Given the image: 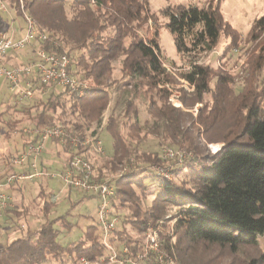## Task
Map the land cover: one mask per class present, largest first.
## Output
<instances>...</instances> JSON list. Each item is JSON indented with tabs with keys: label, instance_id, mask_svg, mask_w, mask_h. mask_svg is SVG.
Returning a JSON list of instances; mask_svg holds the SVG:
<instances>
[{
	"label": "trees",
	"instance_id": "trees-1",
	"mask_svg": "<svg viewBox=\"0 0 264 264\" xmlns=\"http://www.w3.org/2000/svg\"><path fill=\"white\" fill-rule=\"evenodd\" d=\"M5 1L16 9L19 17L24 16L19 0ZM223 2L208 0L203 7L168 6L161 13L166 23L159 26L156 14L151 12L150 0H23L25 12L38 29L62 45L60 49L50 44L41 47L51 52L74 53L70 71L89 85L82 96L49 88V96L38 102L40 107L34 115L32 109L25 111L34 123L32 126H54L47 124L53 121L65 127L70 135L85 140L88 129L101 124L109 107L113 88L119 84L112 80L113 63L123 58L121 80H127L126 86L146 99L155 128L159 132L163 129L164 138L171 144L194 153L182 170L175 171V175L185 176L178 184L148 168L136 169L114 182L113 215L117 217L121 212L124 215L122 227L111 241L118 248L127 246L133 255L143 250L145 235L153 227L159 229L165 248L173 252L179 264H224L227 258L231 260L225 264H237L238 254L245 249H252L256 255L241 264H264V250L260 248V239H264V15L254 21L248 34L247 42L253 43L249 49L252 55L246 64L244 86L235 93L232 85L237 77L225 67L214 70L196 63L200 55L218 49L223 41L227 45L222 60L242 44L240 33L224 17ZM151 20L156 25L153 36H140V31L148 33ZM5 24L0 14V31L5 30L2 28ZM163 28L173 36L177 52L192 62L190 70L179 73L180 78L194 87L191 94L180 91L182 107L170 101L173 92L169 85L177 79L163 66L160 45ZM198 104L203 109L194 117L190 110ZM139 115L137 105L126 101L122 127L128 132L127 137L113 116L108 119L113 167L136 156L131 142L141 139L143 126ZM67 116L74 120L66 119ZM202 138L206 144L224 143V147L211 154ZM62 149L68 155L66 165L74 154L88 150L71 145ZM10 157L1 175L11 170ZM136 159L150 165L161 160L157 154H141ZM148 174L161 177L160 193L151 206L144 207L134 187L149 190L145 184ZM41 187L38 197L46 222L38 231L0 246V264L53 261L81 264L83 258L91 264H110L109 251L100 239L99 224L89 225L78 241L68 244L60 241L62 230L73 229L69 220L72 212L88 196L72 203L64 215L51 219L49 213L56 203ZM171 207L176 212L173 235L161 231L163 225L159 227ZM22 211L9 210L18 217L28 213L27 208ZM212 249L215 253L209 255ZM147 264L155 262L150 259Z\"/></svg>",
	"mask_w": 264,
	"mask_h": 264
},
{
	"label": "rangeland",
	"instance_id": "rangeland-1",
	"mask_svg": "<svg viewBox=\"0 0 264 264\" xmlns=\"http://www.w3.org/2000/svg\"><path fill=\"white\" fill-rule=\"evenodd\" d=\"M207 3L208 0H150V9L151 12L156 14L158 25L162 26L164 23H166V19L161 13L168 6L183 4L203 7ZM67 11L69 15H71L70 4L67 6ZM222 12L225 19L231 23V25H233V27L240 33L242 37L241 46L230 52L227 57L222 60L221 55L225 46L227 45V42L223 41L218 49L200 55L196 60V63L199 65L209 66L214 70L225 67V69H227L232 75L237 77L235 84L232 85V88L235 93H239L244 86L243 78L247 76L246 64L248 62V58L252 55L249 54V49L253 46V43H248L247 37L254 21L264 15V0H224ZM2 18L4 19L5 23L7 22V25L5 24V26L2 27L3 29L13 33L15 36H20L21 34L23 35L22 32H25L26 23L23 17H19L17 15L16 9L10 7L9 12L3 14ZM154 23V20L149 21L148 33L144 32L143 30L139 32V35L142 37L153 36L154 30L156 29V25ZM160 39L162 58L164 61L163 66L166 64L167 66L178 69V72L175 76L170 73L177 79L176 83L169 85V89L173 92L170 101L174 106L182 107V103L179 100V97L182 94L180 91L184 90L187 94H191L194 90L190 87L189 83L183 81V79L180 78L179 73L181 71L190 70L192 62L188 56L180 55L177 52L174 38L167 29L163 28L160 30ZM36 49L37 46L33 45L21 52L14 53L13 59L15 60V64L25 65L28 63L34 57ZM70 54L72 57L74 56V53ZM122 59L123 58H120L113 63L114 73L112 80L119 81V84L113 88L111 101L108 109L102 116L101 124L92 125V127L88 129L85 134L86 139H90L96 134L100 135L104 144V154H97L92 149H88L85 154L94 164L97 175L99 176V172H102V175L99 176V179L102 180H110L115 182L121 176L128 175L130 172L136 169L143 170L147 168L154 174L160 175L158 170L152 169L153 166H157L161 167V169H165L170 174L173 182L178 184L184 179L185 176L184 174L177 176V174L175 175V171L182 170L185 164L194 158V153L186 150L185 148H180L176 144H171L169 140L164 138L162 132L163 129H161L159 132L155 128L154 119L147 112L148 102L146 99L133 93L131 88L126 86L127 80H121ZM224 62H226V66L223 65ZM49 93L50 90L46 88H40L35 91V97L32 100H26L20 104H17L16 93L10 89L9 85L4 79H0V115L3 114V118L0 120V173L5 171V168L8 165L9 157L21 152L27 143L28 139L22 134V128L30 127L34 125V123L26 117L25 111L27 109H32V114L34 115L36 113V108L40 107L38 106V102L46 101ZM128 100L134 102L139 108V120L143 126L141 139L139 141L131 142L133 147L137 150L136 156L141 154H157L161 159L159 163H152L150 165V163L137 160L136 156H133L128 162L118 165L117 167H113L110 164V161H114V156L113 139L107 130L108 119L113 116L118 122V128L121 129L124 132V135L127 137L128 132L123 130L122 123L125 103ZM202 109L203 105L198 104L193 110H190V112L193 113L194 117H197L198 113ZM66 119L71 121L74 120L70 116H67ZM47 124L61 126V124H55L53 121L47 122ZM201 142L203 145L206 144L203 138ZM48 146V150H46L44 153V167L50 170L62 169L66 165L65 161L68 158L67 153H65L62 147L55 142H50ZM206 147L211 154H216L221 149V147H224V143L206 144ZM168 149L178 153L176 158L167 160L162 157L165 150ZM182 155L184 156L183 158ZM181 158L183 160L182 163H180ZM160 179V176H149L148 174L145 184L149 187V190L141 189L136 186L134 187V190L138 193L144 207L151 206L154 199L160 193L158 188L159 184H161ZM46 181L52 182L53 180L36 181L35 183L30 184L28 198L23 202L24 207L28 210L27 214H23L24 216L18 217L16 216V212H8L4 215V217L0 218V246L8 245L19 238L26 237L30 233L38 231L46 222L42 208L43 203L38 197L40 191L39 184L40 182ZM59 184L60 185L58 188L62 189L63 185L60 182ZM63 189L64 195L61 196L59 200H53L54 202L56 201V205L55 208H53L49 213V217L51 219L64 215L72 203H77V201H80L84 196L77 190L71 188ZM50 198L52 197H49V199ZM18 202L19 201L15 199V210L18 213H22L23 209L19 207ZM98 206L99 202L96 199L89 197L85 198L80 204H78L72 212V220H74L78 226H74L73 228L75 229L70 232L63 230V236L60 237V241L64 244L78 241L84 235L85 230L89 225L98 224ZM175 214V209L172 207L169 208L166 216L159 222V227L163 225L160 228L161 231L173 235V226L175 224V219L173 216H175ZM122 215H124L123 212L117 216L119 219L118 229H121L122 227ZM69 220L72 222L71 217ZM57 228L61 229L59 226H57ZM173 241H175L174 238L172 242ZM260 248L264 250V239H260ZM214 253V249L208 252L209 255ZM255 255L256 252L252 249L242 250L238 254L237 264H241L243 263V260L253 258ZM229 260L231 259L227 258L224 264ZM45 264L63 263L53 261L47 262ZM66 264H72V262L67 261Z\"/></svg>",
	"mask_w": 264,
	"mask_h": 264
},
{
	"label": "built area",
	"instance_id": "built-area-1",
	"mask_svg": "<svg viewBox=\"0 0 264 264\" xmlns=\"http://www.w3.org/2000/svg\"><path fill=\"white\" fill-rule=\"evenodd\" d=\"M19 1L26 29L20 37H15L7 30L0 31V79H4L10 89L16 93L17 104L32 100L35 97V91L44 86L48 87L47 89L51 87L64 89L70 95L82 96L89 89V85L70 71L72 56L65 50L59 53L41 47L50 44L54 49H60L62 45L59 40L51 38L49 34L38 29L33 18L25 12L23 0ZM9 10L8 3L0 0V14L8 13ZM35 44L38 47L34 57L25 65L8 67L5 64L9 54L21 52ZM164 67L174 76L178 72V69L166 64ZM190 87L194 90V87ZM22 134L28 139L27 145L21 152L11 155L9 161L11 170L2 175L0 173V218L15 207L14 199L9 192L11 189L36 181H59L63 188L77 190L84 196L92 197L99 202L100 239L109 251L110 264H147L150 259H153L155 264H179L175 255L164 247L159 229L153 227L149 228L145 235V247L136 255H133L127 246L118 248L112 243L111 239L119 225V219L113 215L112 210L115 194L114 181L99 179L94 164L85 153L74 154L69 164L60 170L44 167L42 159L50 142H55L61 147L71 145L104 154V144L100 135L96 134L90 139L82 140L77 135H70L62 126L23 127ZM177 155L178 153L168 149L162 157L168 160L176 158ZM182 158L180 163L183 162ZM152 169L158 170L165 180L172 181L165 169L157 166H153ZM58 198L59 196H54L52 201ZM80 262L91 264L84 258Z\"/></svg>",
	"mask_w": 264,
	"mask_h": 264
},
{
	"label": "crops",
	"instance_id": "crops-1",
	"mask_svg": "<svg viewBox=\"0 0 264 264\" xmlns=\"http://www.w3.org/2000/svg\"><path fill=\"white\" fill-rule=\"evenodd\" d=\"M7 23V22H6ZM7 25V24H6ZM23 33V32H22ZM22 35V34H21ZM20 35V36H21ZM20 36H15V37H20ZM34 46H37L38 47V45L37 44H35ZM13 57H14V53L13 54H9L8 56H7V58H6V60H5V64L8 66V67H13V66H18V65H16L15 64V60L13 59ZM49 145V144H48ZM48 147L49 146H47V149L46 150H48ZM46 152V151H45ZM43 161H44V156H43V159H42ZM58 182V183H57ZM40 191H41V186H43V187H45L46 188V191H47V193H49L50 195H51V197H52V199H53V197L54 196H59V198L57 199V200H59L60 198H61V196H63L64 195V189L62 188V189H59L58 188V186L60 185L59 184V181H52V182H40ZM29 186H30V184H26V185H23V186H19V187H17V188H13V189H11L9 192H10V194L12 195V197H13V199H14V208L12 209V210H14L15 208H16V204H15V199L16 200H18L19 202H18V205H19V207L21 208V209H24L25 207H24V204H23V202L28 198V195H29V193H28V191H29ZM40 191H39V193H40ZM79 196V195H78ZM77 197V196H76ZM77 199V198H76ZM79 199V198H78ZM53 203H56V201L54 202L53 201ZM9 212V211H8ZM7 212V213H8ZM71 220H72V217H71ZM71 224H73L74 226H76L77 225V223H75L74 222V220H72V222H71ZM73 226V227H74ZM78 226V225H77ZM73 229H75V228H73ZM72 229V230H73ZM61 230H62V228H61ZM72 230H67V232H70V231H72ZM63 231V230H62ZM64 232H66V231H64ZM63 236V234H62V232H61V235H60V237H62ZM65 236V235H64ZM73 242H75V241H73ZM69 243H72V242H69ZM68 244V243H67Z\"/></svg>",
	"mask_w": 264,
	"mask_h": 264
}]
</instances>
